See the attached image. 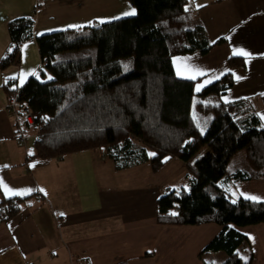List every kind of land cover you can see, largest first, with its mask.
Masks as SVG:
<instances>
[{
	"label": "trees",
	"instance_id": "obj_1",
	"mask_svg": "<svg viewBox=\"0 0 264 264\" xmlns=\"http://www.w3.org/2000/svg\"><path fill=\"white\" fill-rule=\"evenodd\" d=\"M126 1L134 17L36 38L41 69L19 96L35 118L31 158L104 151L117 170L150 163L156 173L171 159L189 164L209 149L216 163L205 158L189 167L190 189L162 195L157 221L217 224L222 230L200 254L201 263L212 264L205 257L223 253L221 264H251L253 258L243 262L240 253L249 239L231 226L264 225V202L241 198L233 204L225 184L264 180V124L250 101L223 102L235 85L231 74L199 92L196 81L176 76L174 57L207 55L216 46L189 9L191 0ZM34 25V17L9 23L11 46L2 69L20 65ZM241 151L243 168L229 171ZM24 200L0 203V222L16 217Z\"/></svg>",
	"mask_w": 264,
	"mask_h": 264
},
{
	"label": "crops",
	"instance_id": "obj_2",
	"mask_svg": "<svg viewBox=\"0 0 264 264\" xmlns=\"http://www.w3.org/2000/svg\"><path fill=\"white\" fill-rule=\"evenodd\" d=\"M191 2L190 9L216 46L207 55L174 57L176 76L196 81L199 92L231 74L235 85L223 102L250 101L264 124V0ZM133 9L136 12L126 0H0V203L25 199L16 217L0 222V264H202L200 254L221 232L213 223L157 221L159 198L168 191L190 189L189 167L205 159L207 149L189 164L174 158L155 173L150 163L117 170L104 151L31 158L33 129L26 145L17 142L16 126L5 108L13 96L10 91L23 87L41 69L36 38L134 17L124 15ZM29 17L35 19L33 39L23 45L20 65L2 69L11 46L9 23ZM240 50L248 55L238 54ZM234 59L240 63L231 64ZM4 185L21 194L6 195ZM225 188L234 200L255 196L258 200L249 201L264 202V180L228 182ZM231 227L249 239L240 252L242 261L253 258L251 264H264V249L259 251L264 225ZM205 259L219 264L226 256L215 253Z\"/></svg>",
	"mask_w": 264,
	"mask_h": 264
},
{
	"label": "built area",
	"instance_id": "obj_3",
	"mask_svg": "<svg viewBox=\"0 0 264 264\" xmlns=\"http://www.w3.org/2000/svg\"><path fill=\"white\" fill-rule=\"evenodd\" d=\"M20 88H16L15 93L6 106V110L13 118L16 126L17 142L21 145H26L29 138L28 131L35 127V118L31 109L27 105L20 103Z\"/></svg>",
	"mask_w": 264,
	"mask_h": 264
},
{
	"label": "rangeland",
	"instance_id": "obj_4",
	"mask_svg": "<svg viewBox=\"0 0 264 264\" xmlns=\"http://www.w3.org/2000/svg\"><path fill=\"white\" fill-rule=\"evenodd\" d=\"M128 2V1H127ZM192 5H193V3L191 2L190 3V8H192ZM113 6L115 7L116 6V3L115 2H113ZM189 8V9H190ZM98 23V22H97ZM100 24H101V22H99ZM7 106V105H6ZM6 109V108H5ZM7 111V110H6ZM9 113V112H8ZM30 145H31V140H30ZM204 156L206 157V158H208V159H210V160H212L213 162H215L216 163V160H215V157H214V155L212 154V152L209 150V149H207V150H205V152H204ZM245 164V153H244V151H241V152H239L236 156H235V158H233V160L231 161V163H230V165H229V171L230 170H234V169H236V168H242L243 167V165ZM255 247H256V244H255ZM257 248H258V245H257ZM263 249H264V247H260V249H259V251H263ZM259 254H261L260 252H259ZM249 255H250V253H249ZM223 258H225V255L223 254ZM219 260H220V257H219ZM222 263V262H221ZM220 262H219V264H221Z\"/></svg>",
	"mask_w": 264,
	"mask_h": 264
},
{
	"label": "snow or ice",
	"instance_id": "obj_5",
	"mask_svg": "<svg viewBox=\"0 0 264 264\" xmlns=\"http://www.w3.org/2000/svg\"><path fill=\"white\" fill-rule=\"evenodd\" d=\"M124 15H125V16H134V15H136V12H135V10L133 9V10H131L130 12H126V13H124ZM117 19H118V18H117ZM100 22H101V23H105V21H103V20H101ZM234 54H237V53L234 51ZM238 54H240V55H245V56L248 55V53L243 52V50H240V52H239ZM15 78H16V77H13V79H15ZM49 79H51V77H49ZM237 79H240V78L237 77ZM21 83H23V80H21ZM197 90H199V88H198ZM202 131H203V130H202ZM150 155H155V154L153 153V154H150ZM0 183H2V182H0ZM4 189H5V194H6V195H9V194H11V195H20V194H21V193H19V192H15V191H13L12 189H9V188L7 187V185H4ZM26 191L31 192V189H28V190H26ZM41 191H43V190H41ZM244 198L247 199V200H253V201L258 200V198L255 197V196H245ZM236 202H237L236 200H233V201H232L233 204H235ZM171 215H176V213H171Z\"/></svg>",
	"mask_w": 264,
	"mask_h": 264
}]
</instances>
